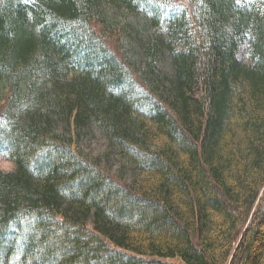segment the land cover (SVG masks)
<instances>
[{"label": "trees", "instance_id": "trees-1", "mask_svg": "<svg viewBox=\"0 0 264 264\" xmlns=\"http://www.w3.org/2000/svg\"><path fill=\"white\" fill-rule=\"evenodd\" d=\"M0 155V264H264V0H0Z\"/></svg>", "mask_w": 264, "mask_h": 264}, {"label": "rangeland", "instance_id": "rangeland-1", "mask_svg": "<svg viewBox=\"0 0 264 264\" xmlns=\"http://www.w3.org/2000/svg\"><path fill=\"white\" fill-rule=\"evenodd\" d=\"M119 18H122V20H134L133 15H125L121 11L118 12ZM110 43L114 46L115 40L110 39ZM243 56V54H241ZM87 145L90 147V150L93 151V153L97 154L100 153L101 150L105 146V141L103 137L101 136L100 132L93 128L92 132L89 134V138L87 140ZM13 168V164L6 160L2 155H0V169L9 170ZM89 227H92V224H89Z\"/></svg>", "mask_w": 264, "mask_h": 264}]
</instances>
